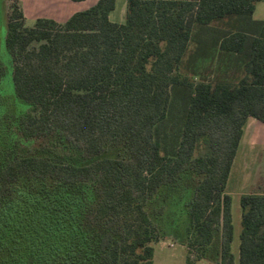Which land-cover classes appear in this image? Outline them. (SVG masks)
Here are the masks:
<instances>
[{"label": "trees", "instance_id": "trees-1", "mask_svg": "<svg viewBox=\"0 0 264 264\" xmlns=\"http://www.w3.org/2000/svg\"><path fill=\"white\" fill-rule=\"evenodd\" d=\"M258 1L126 0L114 22L97 0L32 26L10 6L0 264H153L169 234L235 264L225 188L246 119L264 122ZM240 206L238 264H264V193Z\"/></svg>", "mask_w": 264, "mask_h": 264}, {"label": "rangeland", "instance_id": "rangeland-1", "mask_svg": "<svg viewBox=\"0 0 264 264\" xmlns=\"http://www.w3.org/2000/svg\"><path fill=\"white\" fill-rule=\"evenodd\" d=\"M97 0H0V53L4 55V37L6 31L7 13L10 6L16 5L24 16L26 26H32L38 18L52 19L58 23L65 21L71 14L83 10ZM264 2L258 5L262 7ZM255 7L253 18H264V12ZM126 0H116L115 8L109 14L114 22H123L125 19ZM259 10V11H258ZM5 59V56H4ZM11 64L10 58L5 59ZM5 91L11 90L9 76L4 78ZM225 191L231 197L232 241L231 253L235 264H238L239 234L241 232L240 197L249 193H264V122L248 117L243 127L235 157L232 162ZM153 264H213L212 261L196 259L194 251L186 245L180 244L171 234L162 240L153 243Z\"/></svg>", "mask_w": 264, "mask_h": 264}, {"label": "crops", "instance_id": "crops-1", "mask_svg": "<svg viewBox=\"0 0 264 264\" xmlns=\"http://www.w3.org/2000/svg\"><path fill=\"white\" fill-rule=\"evenodd\" d=\"M261 2H264V1H258V2H256V4H255V7H256V10H257V8H258V5L261 3ZM261 12H264V5L262 6V7H260V8H258ZM258 10V11H259ZM254 11H255V8H254ZM254 11H253V14H254ZM253 14H252V17H253ZM255 19V18H254ZM264 19V18H263ZM256 20H262L261 18H256Z\"/></svg>", "mask_w": 264, "mask_h": 264}]
</instances>
